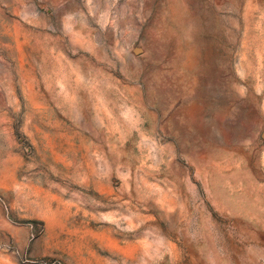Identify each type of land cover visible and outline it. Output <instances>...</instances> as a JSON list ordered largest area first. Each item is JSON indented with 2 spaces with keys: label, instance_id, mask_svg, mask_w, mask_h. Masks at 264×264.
Segmentation results:
<instances>
[{
  "label": "rangeland",
  "instance_id": "1",
  "mask_svg": "<svg viewBox=\"0 0 264 264\" xmlns=\"http://www.w3.org/2000/svg\"><path fill=\"white\" fill-rule=\"evenodd\" d=\"M0 264H264V0H0Z\"/></svg>",
  "mask_w": 264,
  "mask_h": 264
}]
</instances>
